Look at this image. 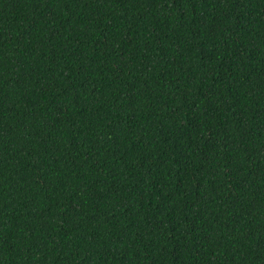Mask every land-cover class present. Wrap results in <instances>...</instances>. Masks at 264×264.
Instances as JSON below:
<instances>
[{"label":"trees","instance_id":"obj_1","mask_svg":"<svg viewBox=\"0 0 264 264\" xmlns=\"http://www.w3.org/2000/svg\"><path fill=\"white\" fill-rule=\"evenodd\" d=\"M0 264H264V0H0Z\"/></svg>","mask_w":264,"mask_h":264}]
</instances>
